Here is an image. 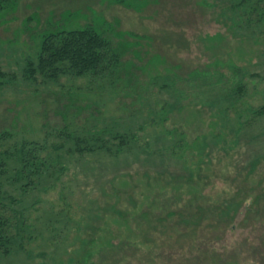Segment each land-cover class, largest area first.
I'll return each mask as SVG.
<instances>
[{
	"label": "rangeland",
	"instance_id": "rangeland-1",
	"mask_svg": "<svg viewBox=\"0 0 264 264\" xmlns=\"http://www.w3.org/2000/svg\"><path fill=\"white\" fill-rule=\"evenodd\" d=\"M242 1L15 0L0 10L2 182L12 224H23L0 264H264V118L236 142L235 109L227 127L215 116L233 81L264 104V0L254 10ZM88 26L109 42L104 73L33 77L46 35ZM104 125L139 141L117 158L112 142L82 151L59 135ZM220 131L216 142L209 132ZM181 137L188 147L166 148ZM23 142L45 147L57 171L25 198L11 172Z\"/></svg>",
	"mask_w": 264,
	"mask_h": 264
},
{
	"label": "trees",
	"instance_id": "trees-1",
	"mask_svg": "<svg viewBox=\"0 0 264 264\" xmlns=\"http://www.w3.org/2000/svg\"><path fill=\"white\" fill-rule=\"evenodd\" d=\"M261 1L256 2L254 0H243L241 4L245 5V7L251 6L254 10V7L258 6ZM14 2L15 0H0V10L7 9ZM253 10L251 11L253 12ZM113 55L116 56L115 59L118 60L119 56H117V54ZM110 61L111 55L109 53L108 40L93 27L88 26L82 29L61 30L57 33H50L46 35L37 55V65L33 66L34 63H30L29 69H32L33 77L39 74L45 79L48 78L49 80L58 81L62 75H70L72 77H98L101 73L105 72ZM208 75L217 79L215 82L217 86L228 84V82L226 83L223 81V75H211V73H206L203 77L208 80L210 79ZM170 81L173 82V84L171 83L169 86H175L176 81L173 78ZM233 82V87H223L222 91L224 96L222 100L224 104L216 106L215 116L222 120L223 125L227 127V125L229 126L232 122L229 111L231 109H235L236 119H234L236 120V123L232 126L231 130L236 135L235 141L238 142L240 135L247 127L251 126L254 121L264 118V104L260 107L250 105L245 99L247 85L241 81ZM175 91L177 92L179 90L175 87ZM176 99L178 100L180 98L176 97ZM166 106L168 107L167 112H171V109H173L172 103H167ZM127 131H130V129ZM106 134L110 137L104 139ZM209 134L216 137V142H218L219 138H222L221 140L224 139V137L221 136L222 131H220L219 134H212L210 132ZM7 135H9V133L5 132L0 136L1 143L4 139H6ZM59 135L62 137L64 142L66 139L73 141L76 149L82 151L104 150L106 142H112L108 151L114 152V156L117 158H120L119 153H121L124 149V145L127 143L137 144L139 141V138L134 133L124 134L121 133L120 129L117 130L114 127L105 125L102 126L101 129H94L93 132L83 135L76 134L66 128L61 131ZM186 139L187 137L173 139L174 142L170 145L166 144L167 147H165L168 148L174 144L173 146L175 147V150H178L179 148L183 150V147H188L190 145ZM201 142L202 141H198V144H202ZM62 145H55V147L60 149ZM44 149L45 147L41 146L39 143L35 142L29 144L27 142H23L20 145H17L14 157H11L18 161V169L13 168L11 172H14V181L19 184L21 195H24L23 198H25L30 190L34 188L33 185L37 179L49 178L53 174L57 173V171L50 168L51 165L47 161V157L43 155ZM181 155L182 154L178 155L179 158ZM5 157L7 158V156ZM167 157L168 156L166 155V158ZM5 161L6 159H3L0 155V250L3 252H9L12 247L14 237L20 234L19 230L23 227V224L20 226L18 224L19 220H16V225H13V220L9 215V209L12 210L10 212L12 215L16 212L15 209L13 210L11 205L7 202V198L15 197L8 194L3 188V176L7 175L6 167H10V165L6 164ZM192 179H194L193 174H191V180ZM23 180H26L27 183L21 184ZM14 202L15 200L11 201V203ZM13 217L16 218V214ZM13 230L14 232L12 233ZM108 247L110 246L108 245ZM108 247H101L100 253L107 250ZM84 254H86V256L83 254L78 255V261L83 259H85V261L88 260L89 251L85 250Z\"/></svg>",
	"mask_w": 264,
	"mask_h": 264
}]
</instances>
